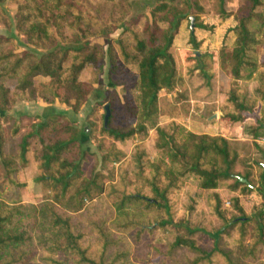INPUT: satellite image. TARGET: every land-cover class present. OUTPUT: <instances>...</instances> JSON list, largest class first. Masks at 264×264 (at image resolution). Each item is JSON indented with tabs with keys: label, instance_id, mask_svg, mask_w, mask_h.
Segmentation results:
<instances>
[{
	"label": "trees",
	"instance_id": "trees-1",
	"mask_svg": "<svg viewBox=\"0 0 264 264\" xmlns=\"http://www.w3.org/2000/svg\"><path fill=\"white\" fill-rule=\"evenodd\" d=\"M143 1L142 5H148L151 10V20L145 18L140 27L137 18L128 21L131 0H0V25L12 26L4 5L15 4L14 28L33 49L18 52L12 37L0 36V115H6V108L17 99L58 101L76 115L93 91L91 83L82 80L83 74L92 68L100 77L107 64L106 91L110 93L104 96L103 103L109 105L110 116L106 127L102 121L99 134L112 139L108 148L99 141V159L84 148L95 129L84 131L75 126L73 114L44 109L46 113L34 116L37 121L24 132L13 154L4 150L5 136L0 127L2 183L22 185L16 175L29 165V142L37 137L41 154L33 157L35 182L52 193L38 205L20 202L10 205L0 199V264H132L130 243L109 228V221L115 220L114 214L123 212L126 204L137 201L160 213L159 226L174 224L171 195L181 191L177 170L179 176L193 175L199 181V188L210 193V211L222 225L213 236L212 248L196 247L193 241L180 237L168 246H155V256L162 257L161 264L175 262V256L182 250L186 252L177 264H216L217 258L224 264H264V204L257 216L247 217L238 199L232 198V209L226 218L222 200L215 191L219 181L231 179L235 185L244 184L245 190L252 191L251 173H236L233 168L239 155L232 143L223 137L185 131L174 123L159 126L154 120L160 92L174 88L175 62L170 49L191 10L202 9L193 0H156L152 4ZM217 1L219 13L225 15L227 0ZM258 4L259 0H247L246 15L238 17L237 25L227 27L225 33L234 36L230 58L226 55L227 46L218 55L220 68L231 80L229 91L219 93L221 119L245 125L243 131L254 143L264 137V74L259 73L261 85L255 90L256 103L239 94L236 82L244 79L245 68L256 73L264 65V55L260 62L246 59L248 50L256 49L259 44L246 27ZM195 28L205 29L201 25ZM118 30L119 34L113 37ZM186 44L194 49L191 56L198 61L195 51L200 41L195 32L189 30ZM119 61L136 66L135 82H127V72L119 66ZM37 77L47 80L35 84ZM8 82H13V86ZM118 87L122 96L116 90ZM128 88L135 89L134 99L126 95ZM248 120L251 124L246 125ZM130 121L136 124L132 126ZM149 127L157 132L155 147L165 160L149 164L143 161V153L134 157L135 175L143 187L134 188L124 170L117 182L113 180V171L103 174L108 164L120 163L125 157L116 142L124 144L137 133L145 134ZM18 132L17 126L12 127L11 137ZM176 134L182 135V140H177ZM254 145L263 161L264 149ZM88 157H94L95 164L85 176L82 165ZM254 165L260 170L259 195L264 199V164L255 161ZM147 166L149 172H145ZM239 177L247 183L240 182ZM105 178L107 183L103 182ZM146 189L148 194L144 192ZM98 199H112L113 205L103 214L94 213L86 202ZM184 208L188 214L193 211V206ZM74 217L81 224L74 223ZM130 226L137 227L138 240L143 233L153 231L130 220L121 225ZM85 227L95 236L94 242H84ZM230 228L236 230L235 249L220 245V235Z\"/></svg>",
	"mask_w": 264,
	"mask_h": 264
},
{
	"label": "rangeland",
	"instance_id": "rangeland-1",
	"mask_svg": "<svg viewBox=\"0 0 264 264\" xmlns=\"http://www.w3.org/2000/svg\"><path fill=\"white\" fill-rule=\"evenodd\" d=\"M156 0H148L147 3L152 4ZM195 6L202 10L193 8L187 19L184 20L181 33L178 36L176 43L170 49L171 56L175 62V79L174 88L172 90H162L159 94L158 112L154 115L155 122L159 126H166L169 123H174L185 131L195 134H207L210 136H219L230 141L236 149L239 158L233 167L236 173H251V179L254 185H251L252 191L244 189V184L235 185V181L221 180L218 182L215 190L222 200V210L226 218L229 217V212L232 207L230 200L237 198L239 205L244 210L247 217H255L259 214L264 199L259 195L260 193V170L254 165V162L262 161V154L255 147L258 144L264 149V137L259 138L254 143L251 136L243 131L242 124L227 123L221 119L222 112L219 108L220 94L229 91L231 87V80L229 75L220 68L219 50L223 46L229 47L227 50V57L230 58V48L233 46L234 36H228L227 27L235 26L238 22V17L242 14L244 16L247 0H227L225 4V15L219 13V5L217 0H193ZM143 0H131L132 8L128 15V21L135 18L138 19V26L143 27L145 18L151 20V10L149 6H143ZM5 10L10 15L12 26L7 27L0 25V36H9L14 40L15 48L18 52L33 51L32 47L26 43L25 37L18 36L14 28L16 6L11 2L4 5ZM145 16V17H144ZM193 17V30L198 40L200 47L195 51V56L198 61L192 58L193 48L187 47L186 41L188 39V32L191 30L189 18ZM162 27H166L165 23H160ZM204 26L205 29L196 30V26ZM258 40L256 49L248 50L246 59L252 62H260L264 55V0H259V4L254 9L251 18L247 21L246 26ZM119 30L113 35L116 37ZM103 44V40L100 41ZM198 52V54H197ZM119 66L124 68L127 72V82H135L138 78V70L134 65H125L119 61ZM107 64L104 67L102 74L89 68L82 76V80L91 83L93 91L89 95L86 105H84L78 114H74L70 109L60 104L58 101L44 102L42 100L27 101L17 99L14 104L6 108V115H0V127L4 131V150L7 153L15 152L17 144L24 132L29 131L32 123L36 122L35 102H40L44 105V109L48 112L52 108L63 107L67 110L69 116L75 115V126H80L84 131L91 128L95 129L94 136L89 142H86L84 148L90 153L96 154L100 159L101 152L97 150L99 141L103 142V146L108 148L112 143V139L106 135H100L102 121H104V96L109 95L110 91H106L107 87ZM249 68L242 71L243 76H248L247 79L237 81L239 94L246 96L250 103L257 102L255 90L261 85L259 73L264 74V65L258 68L256 73L250 72ZM100 78V81H99ZM46 78L37 77L34 79L35 84L46 81ZM10 87L13 82H8ZM117 92L122 96L121 87H118ZM126 95L131 99L136 96L134 88H128L125 91ZM41 110V113H46V110ZM115 109V108H114ZM116 110L118 108L116 107ZM264 111V110H263ZM58 113H64L59 111ZM124 117V116H123ZM122 117V118H123ZM116 119H120L116 117ZM134 126L136 121H130ZM251 124L248 120L246 125ZM17 126L19 132L11 137L10 130ZM177 140H182V135L176 134ZM157 140V132L153 128H148L145 134L137 133L132 139L124 144L116 142L117 147L122 150L125 157L121 159L120 163L108 164L103 174H108L113 171V180L117 182L121 170L127 173L128 180L133 184L134 188H142L143 183L136 177L137 171L134 164V157L143 153V161L149 164H159L161 160H165L164 155L159 152L155 143ZM41 154V146L37 137H34L29 142V165L16 175V179L21 186H9L2 183L0 180V199L7 204H14L17 202L27 205H38L47 198L52 196L43 184L35 182V155ZM95 164L94 157H88L83 163L82 168L84 175L88 176L91 168ZM99 167V166H98ZM147 166L145 172H149ZM164 166H162V169ZM178 182L181 185V191L171 195V200L174 202V224L165 226L158 225L159 212L155 208L148 209L140 202L133 201L126 204V209L123 212L114 214L115 220L109 221V228L118 235L125 237L131 245L130 262L132 264H161L162 257L155 256V246H168L172 244L176 238H187L195 244L196 247L208 249L214 245L213 236L216 230L222 225L217 217H215L209 208L208 198L209 192L202 191L198 183L199 181L190 174L179 176V171L176 172ZM107 183V179H103ZM148 194V189L144 191ZM194 199V202L191 201ZM86 205L91 206L92 212L103 214L108 211L113 205L112 199L87 201ZM193 206L191 214L185 212V207ZM125 215H124V214ZM74 223L81 224L82 221L78 217H74ZM126 220L134 221L141 226L152 229V233H143L140 239H137L136 226L122 228ZM80 226V225H79ZM86 239L84 242H94L95 236L93 233L84 228ZM194 230L193 232H189ZM235 229L230 228L228 232L220 235V245L225 249H235L234 240L236 239ZM186 250L178 252L175 256V262L172 261L167 264H177L179 260L182 261L183 253ZM180 254V255H179ZM179 255V256H178ZM216 264H224L221 258L215 259ZM251 264V263H244Z\"/></svg>",
	"mask_w": 264,
	"mask_h": 264
},
{
	"label": "water",
	"instance_id": "water-1",
	"mask_svg": "<svg viewBox=\"0 0 264 264\" xmlns=\"http://www.w3.org/2000/svg\"><path fill=\"white\" fill-rule=\"evenodd\" d=\"M189 20H190V27L189 28L192 31L193 30V28H192L193 27V17H190ZM197 54H198V52H197ZM104 110H105V113H104V121L103 122H104V126L106 127L108 119H109V116H110V109H109V105L108 104L104 105ZM239 180L242 183H247V181L245 179L241 178V177H239Z\"/></svg>",
	"mask_w": 264,
	"mask_h": 264
},
{
	"label": "crops",
	"instance_id": "crops-1",
	"mask_svg": "<svg viewBox=\"0 0 264 264\" xmlns=\"http://www.w3.org/2000/svg\"><path fill=\"white\" fill-rule=\"evenodd\" d=\"M44 109V105L43 104H41L40 102H35V113H40L41 112V110H43ZM56 109L58 110V111H64V113H66L67 112V110L65 109V108H63L62 106L61 107H56Z\"/></svg>",
	"mask_w": 264,
	"mask_h": 264
}]
</instances>
